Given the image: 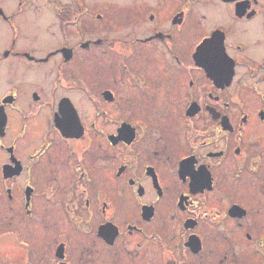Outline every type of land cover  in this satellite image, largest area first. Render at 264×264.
<instances>
[{
  "label": "flooded vegetation",
  "instance_id": "flooded-vegetation-1",
  "mask_svg": "<svg viewBox=\"0 0 264 264\" xmlns=\"http://www.w3.org/2000/svg\"><path fill=\"white\" fill-rule=\"evenodd\" d=\"M159 52L185 79L177 131L126 70ZM105 55L125 98L77 73ZM0 220L23 264L264 255V0H0Z\"/></svg>",
  "mask_w": 264,
  "mask_h": 264
},
{
  "label": "rangeland",
  "instance_id": "rangeland-1",
  "mask_svg": "<svg viewBox=\"0 0 264 264\" xmlns=\"http://www.w3.org/2000/svg\"><path fill=\"white\" fill-rule=\"evenodd\" d=\"M115 34H119L120 30L119 28L115 29ZM103 33V29L100 31L99 28H96L94 31V35ZM196 35L198 33L196 31L191 32V34L188 36V39L190 42L195 40ZM146 53V51H145ZM142 54L143 56L145 55ZM138 57V60L135 64L130 66L129 60L126 61L127 63V74L130 76V74H133L135 71H145L151 80V87H153L151 90L154 91V98L153 97H135L139 100V102L143 103V109L145 107V113H153L154 116L157 118L160 122L167 121L168 124L172 123V126L175 128V130H178V127L176 124H178L179 119L176 117L179 115L175 109L181 104V100H184L179 95L178 90H181V87L184 82L183 74H179L180 72H175L172 74H169L170 76H167L165 73H161V65H163L164 55L159 52L158 55L155 56V59L153 60H144L143 56ZM135 61H133L134 63ZM121 61L116 56H95V61H93L89 65L81 66V71H77V73H92L95 75H92L95 83L96 88L101 89L106 86H111L112 88H115L121 98H125L128 94L131 93V89H129V85L126 80V73L123 66L120 64ZM123 69V71H122ZM179 74V75H178ZM50 84V81H48V85ZM80 95V94H79ZM81 97V96H80ZM82 98V97H81ZM84 100V103L82 105H90L89 102L86 101L85 98H82V101ZM79 105L81 106V103L79 101ZM139 106V105H138ZM167 106L169 108L166 111H163V107ZM140 107V106H139ZM142 109V110H143ZM85 113L87 114L88 118L90 119L93 110L90 107L85 108ZM172 129V128H171ZM175 131V134L178 132ZM175 145L178 146V142H180L179 138L174 137ZM2 208L3 205H2ZM0 225L1 220H0ZM8 226L5 225L3 229H7ZM1 229V230H3ZM210 242V241H209ZM241 242V241H240ZM211 248L216 246V241L210 242ZM236 248L241 246V243L234 242ZM249 247V246H248ZM246 247V248H248ZM253 248V246H252ZM250 249V248H249ZM248 250V249H247ZM246 250V251H247ZM246 259V262L249 264H264V255H259L258 253L253 254ZM18 256V251L14 250L11 246V243L9 242V239H3L0 241V260L1 264H11L10 258L16 260L14 264H23L21 259ZM209 263L210 264H223L220 262L218 256H217V250L213 249L211 253H208Z\"/></svg>",
  "mask_w": 264,
  "mask_h": 264
},
{
  "label": "water",
  "instance_id": "water-1",
  "mask_svg": "<svg viewBox=\"0 0 264 264\" xmlns=\"http://www.w3.org/2000/svg\"><path fill=\"white\" fill-rule=\"evenodd\" d=\"M198 53H199V50L197 49L196 52H195V54H194L195 57L199 56ZM192 106H194V104ZM187 114H190V115L193 114V110L191 109V111H189Z\"/></svg>",
  "mask_w": 264,
  "mask_h": 264
}]
</instances>
